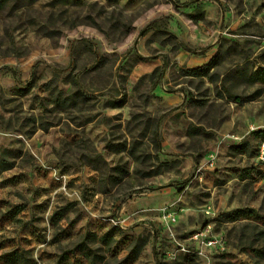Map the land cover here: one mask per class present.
I'll return each mask as SVG.
<instances>
[{"label":"rangeland","instance_id":"374dc122","mask_svg":"<svg viewBox=\"0 0 264 264\" xmlns=\"http://www.w3.org/2000/svg\"><path fill=\"white\" fill-rule=\"evenodd\" d=\"M10 258L264 264V0L0 8Z\"/></svg>","mask_w":264,"mask_h":264},{"label":"trees","instance_id":"16d2710c","mask_svg":"<svg viewBox=\"0 0 264 264\" xmlns=\"http://www.w3.org/2000/svg\"><path fill=\"white\" fill-rule=\"evenodd\" d=\"M11 0H0V8H3L4 6H6ZM25 3H30L36 0H22ZM242 212L243 210H237L236 212ZM247 212L251 213V210H248ZM11 255V254H10ZM14 258H10V262H12V264H17L15 262H13Z\"/></svg>","mask_w":264,"mask_h":264},{"label":"built area","instance_id":"2783aa9c","mask_svg":"<svg viewBox=\"0 0 264 264\" xmlns=\"http://www.w3.org/2000/svg\"><path fill=\"white\" fill-rule=\"evenodd\" d=\"M261 153L263 154V150L261 151ZM208 242H209V244H216L217 243V241L214 239H210Z\"/></svg>","mask_w":264,"mask_h":264}]
</instances>
